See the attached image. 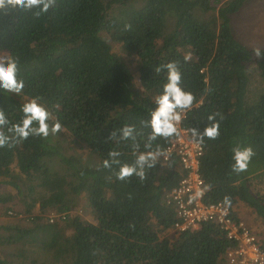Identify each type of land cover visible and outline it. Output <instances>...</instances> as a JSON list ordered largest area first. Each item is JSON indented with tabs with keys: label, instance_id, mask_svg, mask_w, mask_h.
Wrapping results in <instances>:
<instances>
[{
	"label": "trees",
	"instance_id": "16d2710c",
	"mask_svg": "<svg viewBox=\"0 0 264 264\" xmlns=\"http://www.w3.org/2000/svg\"><path fill=\"white\" fill-rule=\"evenodd\" d=\"M249 1L43 0L47 9L0 7L3 63L14 62L15 78L23 81L19 92L0 87V113L8 121L0 125L8 137L0 145V186L14 192L0 193V204H13L5 214L20 205L18 214L29 218L27 225L1 226L0 248L13 251H0V264H230L236 244L218 224L175 230L167 196L185 172L176 154L164 160L174 135L150 140V120L167 65L174 64L182 90L194 96L182 124L196 130L204 147V201L231 206L237 220L235 207L244 204L264 222V196L251 183L264 176V88L250 90L253 73L264 85V49L246 46L232 26ZM104 33L135 62V72ZM33 99L49 113V133L22 138L9 129L22 123ZM213 122L219 135L201 139ZM62 137L87 157L67 155ZM236 147L252 150L241 172L232 168ZM124 166L135 171L121 178ZM82 198L95 223L75 213ZM49 213L66 219L51 223Z\"/></svg>",
	"mask_w": 264,
	"mask_h": 264
},
{
	"label": "built area",
	"instance_id": "2783aa9c",
	"mask_svg": "<svg viewBox=\"0 0 264 264\" xmlns=\"http://www.w3.org/2000/svg\"><path fill=\"white\" fill-rule=\"evenodd\" d=\"M184 118L175 122L174 140L164 155V160L167 161L171 154H176L185 172L179 186L167 196L168 203L172 204L176 211L175 230H195L202 223L214 222L226 232L228 239L236 244L227 254L230 264H264V248L250 227L243 220L234 217L232 207L222 202L204 201L206 189L200 174L204 147L198 136H193L192 132L183 126ZM197 192L201 194L196 195ZM65 219V214L52 213L49 216L51 223Z\"/></svg>",
	"mask_w": 264,
	"mask_h": 264
},
{
	"label": "clouds",
	"instance_id": "9594fccd",
	"mask_svg": "<svg viewBox=\"0 0 264 264\" xmlns=\"http://www.w3.org/2000/svg\"><path fill=\"white\" fill-rule=\"evenodd\" d=\"M43 3V0H0V7L8 5H14L22 8H31L37 4ZM44 9H47L48 3H43ZM168 77L167 83L163 84L162 93L155 97L156 109L151 114L150 126L152 134L149 139H155L157 135L164 137L171 136L176 132L175 122H179L188 112L192 110L194 96L192 92L182 90L180 86L181 75L176 69L174 64H168ZM16 65L14 62L9 61L7 65L0 63V87L11 91L19 92L23 88V81H17L15 78ZM23 113L25 114L22 123L17 125L13 124L9 131L14 132L16 135L26 138L30 133L40 134L46 137L49 133V126L46 120L49 118L48 111L40 105L35 99L27 103L23 107ZM209 121H213V116L208 117ZM38 123V127H32L33 122ZM8 121L5 119L3 113H0V125L6 124ZM60 125L54 124L52 132L55 133L59 129ZM131 128H126L124 136L131 135ZM193 136L197 135L195 129H190ZM219 135V124L216 122L211 123L205 128L201 139L206 136L215 139ZM8 137L3 133H0V145H3L7 141ZM234 164L232 168L236 172L245 170L248 166V162L252 156L251 148H233L232 149ZM112 155H118V153H112ZM147 156H152V153H148ZM146 155L141 154L138 158L139 162H143L147 158ZM107 161L105 164L107 165ZM135 171L134 168L124 166L121 169L120 177L131 175ZM143 175V173H138ZM197 192L196 195H200ZM228 202L227 199L225 201Z\"/></svg>",
	"mask_w": 264,
	"mask_h": 264
},
{
	"label": "rangeland",
	"instance_id": "374dc122",
	"mask_svg": "<svg viewBox=\"0 0 264 264\" xmlns=\"http://www.w3.org/2000/svg\"><path fill=\"white\" fill-rule=\"evenodd\" d=\"M225 3L228 0H220ZM233 30L236 37L243 42L246 46L252 49H264V0H250L244 8L233 18ZM104 39H106L112 46L113 52L123 58L126 63L131 67L135 72V62L130 60V58L124 53L121 48V45L112 41L105 33L103 34ZM6 60V55L0 52V63H3ZM264 88V85L260 83L259 77L253 73L251 77V86L250 90L252 95L254 93L260 92ZM67 155H79L87 157V150L82 149L80 146H73L68 140H65L64 137L60 138ZM252 188L255 192H258L264 196V176L255 178L252 182ZM0 193H14L10 187L0 186ZM13 204L1 205L0 204V228L1 226H15L16 224L27 225L29 224V218L25 215L18 214L22 211L20 205L14 208V211H8L7 214L4 213V207H10ZM237 215L243 220L250 229L256 234L257 238L264 242V222H262L258 216L244 204H240L235 207ZM36 213H39V208L35 209ZM80 217L84 220L95 223L96 220L92 215L90 209L88 208L87 202L85 199H81L75 210ZM5 214V215H4ZM52 213L47 215V218ZM24 221V222H23ZM3 233V230L0 229V234ZM0 251L4 253H9L13 251L12 248H5Z\"/></svg>",
	"mask_w": 264,
	"mask_h": 264
}]
</instances>
